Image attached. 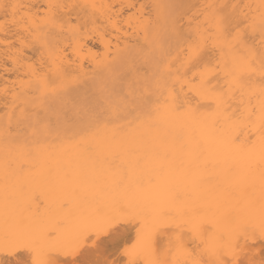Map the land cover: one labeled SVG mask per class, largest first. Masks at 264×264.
Here are the masks:
<instances>
[{
	"label": "snow or ice",
	"instance_id": "6c2138e0",
	"mask_svg": "<svg viewBox=\"0 0 264 264\" xmlns=\"http://www.w3.org/2000/svg\"><path fill=\"white\" fill-rule=\"evenodd\" d=\"M0 264H264V0H0Z\"/></svg>",
	"mask_w": 264,
	"mask_h": 264
},
{
	"label": "bare ground",
	"instance_id": "6f19581e",
	"mask_svg": "<svg viewBox=\"0 0 264 264\" xmlns=\"http://www.w3.org/2000/svg\"><path fill=\"white\" fill-rule=\"evenodd\" d=\"M24 2L27 3V2H29V0H24ZM191 2H192V3H197V2H199V0H191Z\"/></svg>",
	"mask_w": 264,
	"mask_h": 264
}]
</instances>
